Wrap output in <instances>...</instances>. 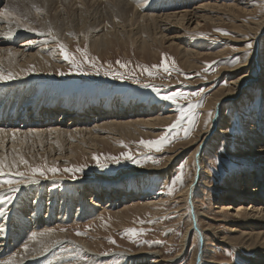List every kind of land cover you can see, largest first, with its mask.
<instances>
[{"label":"rangeland","instance_id":"rangeland-1","mask_svg":"<svg viewBox=\"0 0 264 264\" xmlns=\"http://www.w3.org/2000/svg\"><path fill=\"white\" fill-rule=\"evenodd\" d=\"M183 1V5L192 6L207 0ZM80 2H85L84 5H90L92 8L95 6L94 2L110 1L17 0V2H10L8 0L5 2V0H0V11L4 5H7L11 9L10 11L14 13V16L0 15V18L6 21L10 18L14 24L19 26H22V21H24L26 28L31 25V31L23 33L21 38H16L17 45L26 39L35 38L36 34L43 33L54 45V49L58 50L59 61L56 67H43L36 70L27 67L25 69V84L29 83L28 87L33 86L35 93L41 98H45L47 103L53 101L51 104L55 105L58 110L55 114L57 117L55 118V115L53 117L55 119H58L61 112L66 111V107L59 105L63 103L62 100L69 98L75 101L85 100L91 106L100 103L109 104L111 101L120 100L124 102L125 108H118L117 110L121 109L126 112L130 102L134 101L139 104L134 117L149 113L153 108L160 109L163 107L170 111L171 121L165 125H158L156 131L151 135L140 132L139 136L136 133L130 138L109 136L106 141L100 142L99 148L96 146L84 150L81 146L74 144L70 148L71 155L69 154L65 159L47 158L43 150L39 151L38 159L35 162L34 160L30 161L28 166L44 168L45 175L33 176L29 168L21 163L23 170L20 171L24 172L28 179L15 175L11 176V179L14 182L21 181L19 186L28 181L40 183L41 190L30 193L31 198L28 203H31L37 192L42 198H46L48 193H51L49 195L54 193L55 196L62 195L64 199L67 196L66 200L69 199V208L72 209V214L76 208L77 196L82 192L94 196L97 189L96 194L99 195H96L97 198L94 197L101 205L112 199L111 195L123 197V199H119V207L102 209L90 219L73 221L68 219L63 223H56L54 229H57L58 232H67L71 238L88 242L96 249V255L94 254L93 257L71 243L62 245L63 243L60 242L61 244H55L57 247L55 245L51 247V249H55L54 252H51L50 261L52 264H148L144 252L146 254L149 252L157 254L156 252H158L162 257H170L178 252L181 237L192 221L190 219L192 209L188 208L185 196L182 195V198L180 195L197 169V162L192 157V150L195 147L181 151L168 165L164 163L173 153L171 148L176 145L175 143L186 146L199 127L205 130L213 123L214 102L221 97L218 90L227 87L229 80H231V77H226V73H219L220 66L233 67L242 61L239 53L241 44L233 41L235 33L231 31L232 28L227 22L219 25L220 28H215L214 33H217L215 35L210 31L212 30L211 26L209 29H202L197 33L172 28L166 32V40H172V47H169L170 43H150L142 49L138 44L124 40V43L119 42L112 44L108 49L96 51L89 47L86 42L72 36V42L67 45L68 47L63 45L80 62V68L73 70L69 62L65 61L60 54L58 47L60 41L57 40L56 35L59 33V28L74 21L78 10L84 6ZM255 7H257V12L254 17H258L262 13L261 10H264V3L262 9L258 8L257 2H255ZM118 8H115V13ZM56 10L63 13V17L66 18L64 22L60 21L58 14L55 13ZM105 13L103 17L106 21L110 22L112 19H117L116 17L110 18L109 13ZM248 18L249 16H239V19L244 21H247ZM217 29L223 31H217ZM49 32L51 35L48 34ZM224 32H227L228 35H225ZM182 34L183 37L179 36ZM190 43L194 50L208 49L216 53L195 60L191 59L198 66L189 71L177 51L186 45H190ZM251 43L252 41L247 42L246 54L252 47ZM77 49L82 51H77ZM85 54L89 62H84ZM259 54V61L264 69V37H261L259 41ZM93 57L96 58L94 62L92 61ZM236 57H239V61L233 63L232 60ZM117 61L120 63L118 64ZM120 64H124L125 67L121 68ZM153 65L158 67L154 68ZM162 65H167V70ZM246 70L244 69L237 74H243ZM105 71L120 72L127 78L116 79L112 75H105ZM252 73L260 74L258 70L255 71L254 69ZM261 80L262 83L258 87L244 86L236 99V103H233L232 100L223 101L220 112L225 116L222 118V127L225 132L220 137H207L205 147L200 154L202 172L200 180L195 184L193 207L199 213L198 226L204 234L201 264H264V249L249 248L240 243L239 235L232 232L230 228L236 226L238 229H243L242 224L248 225V220L243 217H233L231 214L223 216L215 208V205L225 201L223 199L225 192L219 186H222L227 179L230 177L238 178L244 174L251 175L254 171L260 174L264 173L263 171L259 172L264 169V154L257 155L253 152L259 148L257 143L254 144V141L262 136L264 139V125L257 126V120L264 121V76ZM176 91L200 93L198 96H189L192 104L195 105L199 102V106L193 109L194 123L189 135L184 136L183 128L167 133L170 142L165 143L161 151L140 144L142 139L155 140L166 134L165 129L175 120L179 109L177 105L162 100L160 96ZM179 104L187 106L188 100H180ZM203 108L207 111H201ZM209 111L212 113L210 120L208 118ZM68 115L70 116H66L67 119L74 117L71 114ZM205 121H208L207 124ZM184 126H188L187 120L184 121ZM251 126L255 129L253 133L250 131ZM241 142L247 144L242 146L240 145ZM250 145L251 148L254 146V149H251ZM122 152H129L139 163H133L132 160L120 157ZM93 154L100 157L101 163H106L107 167L98 166L96 160L93 159ZM108 156L119 157L120 162L108 161L106 160ZM153 160L158 161V163H153ZM163 164V171H152L153 168L163 167ZM52 167L57 168L58 171L55 173L48 172L47 169ZM74 167L82 168V171L75 173L65 171V169ZM145 168H149L150 171L141 172ZM181 174L183 175V183L177 179ZM73 175L76 177L75 179L72 178ZM4 179L7 177L0 176V180ZM111 186H116L119 189L109 193L105 187ZM24 189L18 188L19 192L15 193L10 204H5L0 199V209H3V216H6L11 208L17 205L16 202L21 201L19 199L25 197L27 191ZM5 194L9 195L10 193ZM141 194L145 196H141ZM81 196L84 194L82 193ZM251 196L254 195L251 194ZM104 197L107 199H103ZM236 203L237 201H234L233 205L236 206ZM142 204L147 207L142 209ZM45 213L44 209L40 216L43 217ZM53 215H56V212H53ZM193 229H195V225H193ZM196 232L198 231L196 230ZM197 243V235L193 232L188 239L187 248L177 261L159 264H193L192 255ZM49 245L50 243L43 247V252H47ZM59 245L61 246L59 247ZM121 250H127L135 256L126 259L120 254ZM154 257L152 256L150 259L152 262H154Z\"/></svg>","mask_w":264,"mask_h":264},{"label":"bare ground","instance_id":"bare-ground-1","mask_svg":"<svg viewBox=\"0 0 264 264\" xmlns=\"http://www.w3.org/2000/svg\"><path fill=\"white\" fill-rule=\"evenodd\" d=\"M9 1L17 2V0ZM109 1L94 2L95 6L92 8L90 5H84L85 2H80L84 6L78 10L72 23L58 29L57 40L67 46L72 42V36L78 37L80 41L86 42L89 47L96 51L108 49L112 44L124 43V40L132 44L136 43L142 49L150 43H170L169 47H172V40H166V32L172 28L197 33L202 29H209L211 26L212 30L210 31L215 35L217 34L214 33L215 28L227 22L232 28L231 31L235 33L233 41L241 44L239 53L242 61L233 67L220 66L219 73H226V77H231V80H229L227 87L218 90L221 97L214 102L213 123L205 130L199 127L186 146L175 143L176 145L171 148L173 153L164 163L168 165L181 151L195 147L192 150V157L197 162V169L180 195V197L185 196L188 208L192 209L190 211L192 221H190L181 237L179 251L170 257H162L158 252H156L157 254L154 252L143 253L148 264L177 261L187 248L189 237L195 232L198 243L192 255V262L193 264H201L204 234L198 226L199 213L193 207L195 184L200 180L202 172L200 154L205 147L207 137H220L225 132L222 127V118L225 116L220 112L223 101L232 100L233 103H236V99L244 86L252 88L258 87L262 83L264 69L259 61V41L261 37H264V10L262 9L264 2L262 0H207L188 6L183 5V0ZM255 2L258 4V8L262 9H259L262 13L258 17H254L257 12ZM117 7L119 8L115 13ZM10 10L7 5H4L0 12L3 13V16H14V13ZM105 12L109 13L110 18L116 17L117 19H112L110 22L106 21L103 17L106 14ZM55 13L58 14L61 22L66 20L60 10H56ZM239 16H249V18L244 21L240 20ZM24 23L22 21V26H19L14 24L10 18L8 21L0 18V70L4 74L10 72L16 77L11 80H0V129L4 130L0 132V157H6V165H10L14 160L19 161L20 156H23L28 163L33 160L35 162L40 155L38 152L42 150L47 158L65 159L69 154L71 155L70 148L74 144L81 146L84 150L96 146L99 148L100 142L106 141L109 136L113 138H130L136 133L139 136L140 132L151 135L156 131L158 125L170 123V111L165 110L163 107L160 109L153 108L149 113L134 117L136 110L139 108V104L134 101L130 102L126 112L121 109L117 110L118 108H125L124 102L120 100L111 101L109 104L100 103L91 106L85 100L75 101L69 98L62 100L63 103L59 106L66 107V111L61 112L58 119H55L58 110L55 105L51 104L53 101L47 103L45 98H41L35 93L33 86L28 87L29 83L25 84L24 78L27 67L34 70L43 67H56L59 61L57 57L58 50L54 49V45L49 38H46V35L41 34H36L35 38L26 39L20 45H17L16 38H21L23 33L31 31V25L26 28ZM179 36L183 37L184 35ZM250 41H252V47L249 49V53L246 54L247 42ZM185 47L178 49L177 52L189 71L198 66L191 59L195 60L216 53L208 49L194 50L191 43ZM252 68L255 71L258 70L260 74H253ZM244 69H247L246 72L237 74L244 71ZM201 111L207 110L203 108ZM105 112L107 114H104ZM65 113L74 117L67 119L66 116L70 115ZM54 115L55 118H53ZM261 124L264 125V121L257 120V126ZM254 130L253 127L250 129L252 133ZM13 131H15V140L12 139ZM255 143L258 144L259 148L253 152L257 155L264 154L263 136L254 141ZM66 144L69 145L67 148ZM244 144L247 143L241 142L240 145L245 146ZM13 149L16 151L14 152ZM178 149L182 150L179 151ZM251 149H254V146ZM164 164L163 167H152V171H163ZM21 169L22 164L18 163V170ZM5 170L7 171V167ZM16 170V168L12 169L13 172ZM148 171H150L149 168H145L141 172ZM262 171L264 172V169L259 172ZM238 178L230 177L222 186H219L225 192L223 194L225 201L215 205V208L223 216L231 214L233 217L247 219L248 225L242 224L243 229L231 226L232 232L239 235V242L245 244V246L264 249V173L260 174L254 171L251 175L244 174L238 176ZM39 185L40 183H37V181H28L19 186L20 190L25 188L24 190L27 191L25 197H21L22 199H19L21 201L16 202L17 205L11 208L8 213L6 212V216L0 214V264H6L9 259L13 260V264H52L50 261L51 252H54L55 249H51V247L60 242L63 243L62 245L71 243L89 255H96V249L88 242L71 238L67 232H58L57 229H54V225L56 223L60 224V222L63 223L68 219L72 221L90 219L102 209L119 207V199H123V197H113L114 195H111L112 199L101 205L96 201V195H99L96 194L97 189L94 192L96 198L93 194L86 195L82 192L84 196H81L82 193L77 196L76 208L72 214V209L69 208V199L66 200L67 196L64 199L62 195L55 196L54 193L52 195L48 193L46 198H42L37 192L31 203H28L31 198L30 193L41 190L42 186L40 185L39 188ZM0 187L6 190L9 186L2 185ZM113 187L116 186L105 187V189L109 190V193L116 192L119 189ZM29 190L32 192L28 193ZM251 194L254 196L250 197ZM141 196L145 195L141 194ZM103 199L107 198L104 197ZM248 199L249 201H247ZM153 201L155 200L153 199ZM234 201H237L236 206L233 205ZM145 206L142 204L141 208L144 209ZM44 209L46 213L41 217L40 214ZM53 212H56V215L52 216ZM193 225H195V229H193ZM33 234H35L34 238ZM48 243H50L48 246L49 251L43 252V247ZM24 244L28 245L27 252L24 251ZM120 254L126 259L135 256L127 250H121ZM152 256H155V259H152L154 262L150 260Z\"/></svg>","mask_w":264,"mask_h":264},{"label":"snow or ice","instance_id":"snow-or-ice-1","mask_svg":"<svg viewBox=\"0 0 264 264\" xmlns=\"http://www.w3.org/2000/svg\"><path fill=\"white\" fill-rule=\"evenodd\" d=\"M5 12H7V10H5ZM3 13H0V15H2ZM217 31H223L221 29H217ZM41 35H43V33H40ZM49 35H51V32L48 33ZM225 35H228L227 32H224ZM53 39H55V37H53ZM59 50H60V54L62 55L63 59L65 61H68L69 64L72 66L73 70H77L80 68V62L76 59V57L74 55H71L65 48V46L60 43L58 44ZM249 47H251L249 45ZM77 51H82L80 49H77ZM96 60L95 57L92 58V61L94 62ZM239 61V57H236L232 60L233 63H236ZM84 62H89L88 61V57L85 54L84 56ZM117 63L119 64L120 62L117 61ZM94 66V64H93ZM165 67V70H167V65H162ZM120 67L123 68L125 67L124 64H120ZM153 67H158L156 65H153ZM147 71V69H145ZM62 74V73H61ZM105 75H112L114 78L116 79H125L127 78L123 73L120 72H115V71H105L104 73ZM151 74V73H150ZM16 77L12 74V73H8V74H4V72L2 70H0V80H11V79H15ZM148 86V85H145ZM157 92L159 93V90H157ZM190 95H200L199 92L197 93H183V92H170L168 94H164L161 95L160 98L162 100H166V101H170L172 104L177 105L179 112L178 115L176 116L175 120L165 129V135L160 136L159 138L155 139V140H140V144L144 145L145 147L148 148H155L156 151H161L162 150V146L167 143L170 142L169 141V135L167 133H171L176 129L179 128H183V132H184V136L187 137L189 135V132L191 130L192 124L194 123V111L193 109L195 107L199 106V102H197V104H192V102L189 100V96ZM180 100H188V104L187 106H183L179 104ZM212 117V113L211 111H209L208 113V118L209 120ZM187 120L188 121V126L185 127L184 126V121ZM208 121H205V124H207ZM3 129H0V132H3ZM16 136H15V131H13V135H12V139L15 140ZM122 143V142H121ZM13 151L15 152L16 150L13 149ZM120 157H123L124 159H128V160H132L133 163H139V161L137 159H135V157H133L129 152H122L120 154ZM93 159L96 160L98 166L100 167H107L106 163H101L100 161V157L96 156L95 154H93ZM106 160L111 161V162H115V163H119L120 162V158L116 157V156H108L106 157ZM6 157H0V176L2 177H7V179L4 180H0V185L3 184H7L9 187L5 190L2 187H0V199H2L4 201L5 204H10L13 201V198L15 196V193L18 191V186L19 183H21V181H16L14 182L11 179V176L15 175V176H20V177H25V173L22 171L18 170V163H22L24 164L26 167L29 168L30 172L32 173L33 176L35 175H40V176H44L45 175V170L42 167H30L28 166V161L25 160L23 158V156L19 157V161L14 160L10 165H6ZM153 163H158V161L153 160ZM7 167V171L5 170ZM183 166L181 165V168ZM16 168L17 170L15 172L12 171V169ZM48 172H52L55 173L58 171L57 168L52 167V168H48L47 169ZM65 171H70V172H79L82 171V168H77L74 167L72 169H65ZM26 179H28L27 177H25ZM73 179H75L76 177L73 175L72 177ZM178 180H180L181 183H183V175L181 174L180 176L177 177ZM15 184V186H14ZM5 193H10L9 195H6ZM3 212V209H0V213ZM35 237V234H33V238ZM24 251L27 252L28 250V245L24 244L23 245ZM6 264H13V260L9 259Z\"/></svg>","mask_w":264,"mask_h":264}]
</instances>
